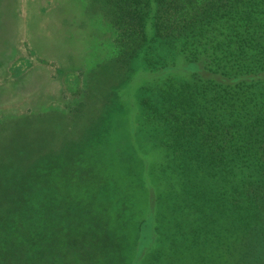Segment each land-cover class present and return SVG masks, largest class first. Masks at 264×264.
Segmentation results:
<instances>
[{
	"label": "trees",
	"instance_id": "trees-1",
	"mask_svg": "<svg viewBox=\"0 0 264 264\" xmlns=\"http://www.w3.org/2000/svg\"><path fill=\"white\" fill-rule=\"evenodd\" d=\"M90 2L113 27L115 58L140 57L144 67L109 133L117 140L128 131L141 150H156L142 174L132 173L144 195L130 211L137 227L122 264H264V0ZM34 155L43 154L25 158L31 163ZM8 175L18 178L19 196L25 186L34 196L9 206L35 213L12 219L0 204V243H17L0 245V264H28L24 257L50 240L58 250L53 229L68 225L89 233L93 250L84 256H103L95 243L113 216H100L97 207L84 227L83 207L66 200L31 235L25 222L39 218L48 192L39 189V175L0 173Z\"/></svg>",
	"mask_w": 264,
	"mask_h": 264
},
{
	"label": "rangeland",
	"instance_id": "rangeland-1",
	"mask_svg": "<svg viewBox=\"0 0 264 264\" xmlns=\"http://www.w3.org/2000/svg\"><path fill=\"white\" fill-rule=\"evenodd\" d=\"M114 35L90 0H0V173L10 170L25 179L39 175V189L48 192L41 196L44 214L25 222L29 234L40 232L41 220L57 217L66 200L83 207L84 227L92 226L97 207L100 216H113L95 243L103 256H84L93 250L89 233L68 225L53 229L58 250L50 240L35 257H24L28 264H122L132 246L137 226L130 211L144 195L138 187L142 179L132 173L142 174L156 150H141L128 131L117 140L109 133L113 114L127 112L125 95L144 70L140 57L115 58ZM118 120L123 122L122 116ZM30 153L43 155H34L30 163L25 158ZM13 180L18 178L0 176V204L12 219L32 217L33 208L16 212L9 206L34 197L26 186L28 195L19 196ZM11 239L0 245L17 248ZM19 257L16 251L13 262Z\"/></svg>",
	"mask_w": 264,
	"mask_h": 264
}]
</instances>
